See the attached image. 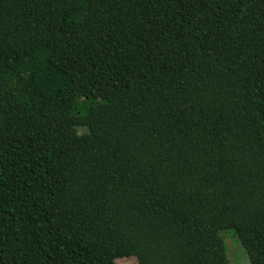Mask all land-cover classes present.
<instances>
[{
	"label": "trees",
	"instance_id": "obj_1",
	"mask_svg": "<svg viewBox=\"0 0 264 264\" xmlns=\"http://www.w3.org/2000/svg\"><path fill=\"white\" fill-rule=\"evenodd\" d=\"M228 229L264 264V0H0V264H229Z\"/></svg>",
	"mask_w": 264,
	"mask_h": 264
},
{
	"label": "rangeland",
	"instance_id": "obj_2",
	"mask_svg": "<svg viewBox=\"0 0 264 264\" xmlns=\"http://www.w3.org/2000/svg\"><path fill=\"white\" fill-rule=\"evenodd\" d=\"M79 133L96 132L95 127L78 128ZM222 236L226 242L229 264H252L250 256L233 230H225ZM116 264H139L136 257H124L116 260Z\"/></svg>",
	"mask_w": 264,
	"mask_h": 264
}]
</instances>
